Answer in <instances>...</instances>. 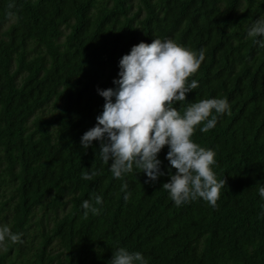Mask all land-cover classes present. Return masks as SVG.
Masks as SVG:
<instances>
[{
	"label": "trees",
	"instance_id": "obj_1",
	"mask_svg": "<svg viewBox=\"0 0 264 264\" xmlns=\"http://www.w3.org/2000/svg\"><path fill=\"white\" fill-rule=\"evenodd\" d=\"M261 18L264 0H0V227L23 240L0 264H111L120 247L149 264H264V48L247 35ZM155 38L205 50L181 114L210 98L231 106L192 137L226 181L216 208L175 206L167 146L154 183L135 168L114 178L99 141L81 146L103 112L97 89L117 87L122 56ZM85 200L98 215L84 218Z\"/></svg>",
	"mask_w": 264,
	"mask_h": 264
},
{
	"label": "clouds",
	"instance_id": "obj_2",
	"mask_svg": "<svg viewBox=\"0 0 264 264\" xmlns=\"http://www.w3.org/2000/svg\"><path fill=\"white\" fill-rule=\"evenodd\" d=\"M13 5H9L11 9ZM9 11L8 16L12 17ZM248 37L264 48V18L257 19L249 28ZM205 60V50L195 52L171 39L155 38L150 44L141 41L132 46L130 53L119 60L117 87L97 89L105 99L103 112L96 117V125L81 137V146L87 150L94 141L100 142V158L109 165L114 178L122 179L132 173H144L145 183H154L166 173L162 169L161 151L167 146L165 159L169 162L168 182L163 184L175 206L203 199L216 208L221 189L226 181L218 180L213 170L215 151L205 149L192 139L199 127L207 133L216 127L218 117L231 112L227 99L210 98L189 103L183 114L174 107L187 100L186 94L199 87L196 80L189 81ZM111 161V164H109ZM176 169L172 173L171 169ZM96 173H82L83 180H92ZM127 201L131 193L127 192ZM264 199V186L259 189ZM96 203L102 204L100 197ZM84 218L89 212L98 215L99 208L88 200L81 205ZM23 243L18 233L9 227H0V249L8 243ZM111 264H149L143 253L120 247L113 253Z\"/></svg>",
	"mask_w": 264,
	"mask_h": 264
}]
</instances>
